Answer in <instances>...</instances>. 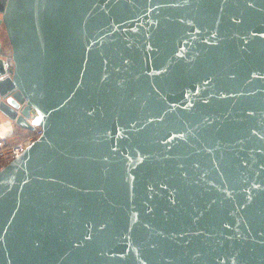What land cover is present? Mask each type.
Returning <instances> with one entry per match:
<instances>
[{"label": "water", "instance_id": "95a60500", "mask_svg": "<svg viewBox=\"0 0 264 264\" xmlns=\"http://www.w3.org/2000/svg\"><path fill=\"white\" fill-rule=\"evenodd\" d=\"M2 31L0 113L43 134L0 264H264V0H0Z\"/></svg>", "mask_w": 264, "mask_h": 264}, {"label": "built area", "instance_id": "2783aa9c", "mask_svg": "<svg viewBox=\"0 0 264 264\" xmlns=\"http://www.w3.org/2000/svg\"><path fill=\"white\" fill-rule=\"evenodd\" d=\"M28 122L30 129H20L24 132L22 136L18 135L17 126L13 121L5 120L0 124V129L3 125L6 126L5 131L0 130V170L21 157L25 150L43 134L36 120L29 119Z\"/></svg>", "mask_w": 264, "mask_h": 264}, {"label": "crops", "instance_id": "0c3cea01", "mask_svg": "<svg viewBox=\"0 0 264 264\" xmlns=\"http://www.w3.org/2000/svg\"><path fill=\"white\" fill-rule=\"evenodd\" d=\"M0 38H1L2 41L6 40V37H5L4 31L1 32V34H0ZM3 43H4V42H3ZM5 120H8V119H7L3 114L0 113V123L3 122V121H5ZM16 129H17V130H20V129H22V128H19V127L17 126ZM23 130H25V129H23ZM19 133H21V132H19ZM23 134H24V132H23Z\"/></svg>", "mask_w": 264, "mask_h": 264}, {"label": "rangeland", "instance_id": "374dc122", "mask_svg": "<svg viewBox=\"0 0 264 264\" xmlns=\"http://www.w3.org/2000/svg\"><path fill=\"white\" fill-rule=\"evenodd\" d=\"M4 34H5V37H6V33H5V31H4ZM17 132H18V135H19V136H22V135H23V132H22V131L18 130ZM19 132H21V133H19Z\"/></svg>", "mask_w": 264, "mask_h": 264}, {"label": "bare ground", "instance_id": "6f19581e", "mask_svg": "<svg viewBox=\"0 0 264 264\" xmlns=\"http://www.w3.org/2000/svg\"><path fill=\"white\" fill-rule=\"evenodd\" d=\"M8 120H10V119H8ZM11 121H12V120H11ZM3 122H4V121H3ZM1 123H2V122H1ZM1 123H0V124H1ZM5 128H6V126L3 125V126L1 127L0 130H1V131H5V130H4Z\"/></svg>", "mask_w": 264, "mask_h": 264}, {"label": "trees", "instance_id": "16d2710c", "mask_svg": "<svg viewBox=\"0 0 264 264\" xmlns=\"http://www.w3.org/2000/svg\"><path fill=\"white\" fill-rule=\"evenodd\" d=\"M8 50H9V52H11V49H10V47H8Z\"/></svg>", "mask_w": 264, "mask_h": 264}]
</instances>
